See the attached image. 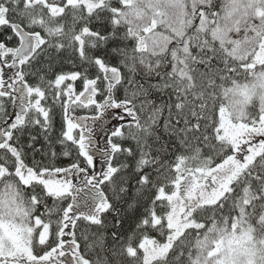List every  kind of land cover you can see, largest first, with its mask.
I'll return each instance as SVG.
<instances>
[{
    "label": "snow or ice",
    "instance_id": "6c2138e0",
    "mask_svg": "<svg viewBox=\"0 0 264 264\" xmlns=\"http://www.w3.org/2000/svg\"><path fill=\"white\" fill-rule=\"evenodd\" d=\"M0 264H264V0H0Z\"/></svg>",
    "mask_w": 264,
    "mask_h": 264
}]
</instances>
